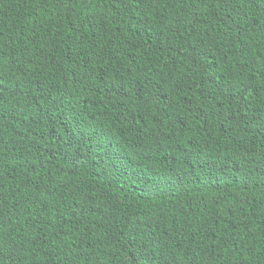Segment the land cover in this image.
<instances>
[{"label": "trees", "instance_id": "obj_1", "mask_svg": "<svg viewBox=\"0 0 264 264\" xmlns=\"http://www.w3.org/2000/svg\"><path fill=\"white\" fill-rule=\"evenodd\" d=\"M0 264H264V0H0Z\"/></svg>", "mask_w": 264, "mask_h": 264}, {"label": "clouds", "instance_id": "obj_2", "mask_svg": "<svg viewBox=\"0 0 264 264\" xmlns=\"http://www.w3.org/2000/svg\"><path fill=\"white\" fill-rule=\"evenodd\" d=\"M134 134L138 135V136H141V135H147L145 133L144 130L142 129H130ZM114 136H115V139L118 140V141H122V142H126V141H129L128 139V133L125 134V136H121L119 133H117L115 130H114ZM166 166L168 165L167 161L165 160L163 162Z\"/></svg>", "mask_w": 264, "mask_h": 264}]
</instances>
